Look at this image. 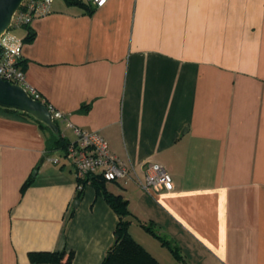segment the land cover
<instances>
[{"label": "crops", "instance_id": "crops-1", "mask_svg": "<svg viewBox=\"0 0 264 264\" xmlns=\"http://www.w3.org/2000/svg\"><path fill=\"white\" fill-rule=\"evenodd\" d=\"M16 30L27 85L63 115L58 134L97 133L128 169L105 187L127 201L134 241L182 264L141 223L185 264H264V0H108L91 13L53 0ZM52 134L0 109V264L56 251L101 264L113 243L117 215L89 184L76 198ZM150 164L172 191L140 188Z\"/></svg>", "mask_w": 264, "mask_h": 264}, {"label": "built area", "instance_id": "built-area-1", "mask_svg": "<svg viewBox=\"0 0 264 264\" xmlns=\"http://www.w3.org/2000/svg\"><path fill=\"white\" fill-rule=\"evenodd\" d=\"M93 9L102 8L108 0H82ZM53 0H24L12 18L10 28L27 26L34 18L51 12ZM7 32L0 38V78L22 87L34 100L45 104L51 113L53 121L62 120L63 115L55 111L26 81L25 74L20 67V43L10 44ZM75 140L68 143L64 151L66 161L71 165L74 176L81 189L80 181L86 177H101L106 182H116L129 177L128 169L108 148L107 143L97 133H88L74 129ZM56 162V160H54ZM145 191H172L173 184L168 172L158 164H150L139 182Z\"/></svg>", "mask_w": 264, "mask_h": 264}, {"label": "trees", "instance_id": "trees-1", "mask_svg": "<svg viewBox=\"0 0 264 264\" xmlns=\"http://www.w3.org/2000/svg\"><path fill=\"white\" fill-rule=\"evenodd\" d=\"M66 5L71 7H78L85 10L88 13L92 12V7L89 4L84 3L82 0H63ZM10 30V29H9ZM33 39V34L28 31L25 38L26 42H30ZM7 111V110H5ZM14 112V111H9ZM20 113V112H16ZM27 115L24 113H20ZM29 116V115H28ZM42 128H46L39 123ZM48 129V128H46ZM53 143L51 151H65L68 143L61 137V135H53ZM106 182L101 177L89 176L83 181H80L81 189L86 185H91L96 192L101 195L108 206L118 217V223L115 227L113 236V243L105 253L101 264H159L148 252H146L136 241H134L128 234V226L131 222L125 221L124 219L132 216L128 211V203L119 195H113L106 190ZM31 185V180L26 181L20 192L24 193L25 190ZM81 189L78 191L76 198L80 197ZM140 226L146 233L151 235L153 238L158 240L162 246L166 247L173 257L185 264L182 261L179 253L176 249L162 239L156 232H154L151 225L141 224ZM73 253L66 255L65 252H31L28 254V260L31 264H73L72 262Z\"/></svg>", "mask_w": 264, "mask_h": 264}, {"label": "water", "instance_id": "water-1", "mask_svg": "<svg viewBox=\"0 0 264 264\" xmlns=\"http://www.w3.org/2000/svg\"><path fill=\"white\" fill-rule=\"evenodd\" d=\"M24 0H0V38L8 32L12 18ZM0 109L20 112L29 115L37 122L48 128L53 134L58 135V126L53 121L47 106L32 99L26 91L15 84L0 78ZM34 176V172L32 174ZM78 204L74 202V207ZM137 223L130 216L124 219Z\"/></svg>", "mask_w": 264, "mask_h": 264}, {"label": "rangeland", "instance_id": "rangeland-1", "mask_svg": "<svg viewBox=\"0 0 264 264\" xmlns=\"http://www.w3.org/2000/svg\"><path fill=\"white\" fill-rule=\"evenodd\" d=\"M54 1H56V0H54ZM17 31H19V30L15 31L14 28H11L10 30H8V34L12 33V34L16 35V34H18Z\"/></svg>", "mask_w": 264, "mask_h": 264}]
</instances>
